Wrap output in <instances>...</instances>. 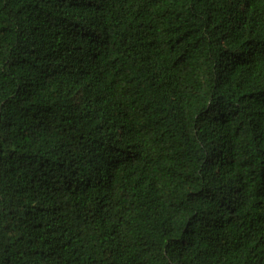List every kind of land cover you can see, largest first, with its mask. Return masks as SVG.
<instances>
[{
  "label": "trees",
  "instance_id": "obj_1",
  "mask_svg": "<svg viewBox=\"0 0 264 264\" xmlns=\"http://www.w3.org/2000/svg\"><path fill=\"white\" fill-rule=\"evenodd\" d=\"M0 264H264V0H0Z\"/></svg>",
  "mask_w": 264,
  "mask_h": 264
}]
</instances>
